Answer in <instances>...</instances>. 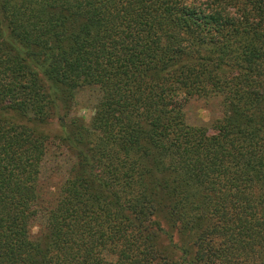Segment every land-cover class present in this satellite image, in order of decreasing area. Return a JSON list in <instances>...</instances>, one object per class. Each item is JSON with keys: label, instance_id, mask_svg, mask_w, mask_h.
Here are the masks:
<instances>
[{"label": "trees", "instance_id": "1", "mask_svg": "<svg viewBox=\"0 0 264 264\" xmlns=\"http://www.w3.org/2000/svg\"><path fill=\"white\" fill-rule=\"evenodd\" d=\"M0 264H264V0H0Z\"/></svg>", "mask_w": 264, "mask_h": 264}, {"label": "rangeland", "instance_id": "2", "mask_svg": "<svg viewBox=\"0 0 264 264\" xmlns=\"http://www.w3.org/2000/svg\"><path fill=\"white\" fill-rule=\"evenodd\" d=\"M96 101H97V94H95L94 92L85 89L77 91L73 98L71 115L74 117H78L85 122H88L93 115V108ZM186 113H187V119L190 123L207 124L212 119L220 115V104L216 98L209 100H203L197 98L191 99L187 106ZM55 126L56 125L54 121L51 127L55 129ZM62 158H63L62 156H59L58 160H62ZM54 162L52 161V159H49L46 165L48 167L47 171L49 172L46 173V171H44V175L42 177V180L45 182L47 181L46 185L48 184L49 186H50L49 183L51 181L57 183V181H59L63 177V171L67 168L65 162L58 161V166L60 165L59 166L60 168L53 175L52 180L48 182V180L51 179L52 177V176L48 177V173H50V170L53 167H55ZM30 231L32 236L34 237L38 236L41 231V224L38 221H35L32 227L30 228Z\"/></svg>", "mask_w": 264, "mask_h": 264}]
</instances>
